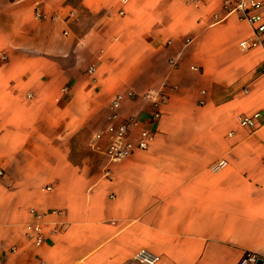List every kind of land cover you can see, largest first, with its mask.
<instances>
[{"label": "crops", "instance_id": "1", "mask_svg": "<svg viewBox=\"0 0 264 264\" xmlns=\"http://www.w3.org/2000/svg\"><path fill=\"white\" fill-rule=\"evenodd\" d=\"M252 35L224 0H0L1 264H143L142 248L156 264H264V46L240 45ZM129 91L121 115L155 137L113 161L91 141ZM147 92L166 95L157 120ZM257 111V128L240 123ZM53 208L59 230L47 223L38 246L26 225Z\"/></svg>", "mask_w": 264, "mask_h": 264}, {"label": "built area", "instance_id": "2", "mask_svg": "<svg viewBox=\"0 0 264 264\" xmlns=\"http://www.w3.org/2000/svg\"><path fill=\"white\" fill-rule=\"evenodd\" d=\"M127 3L129 0H122ZM228 13L239 12L241 17L248 20L253 27V35L245 38L240 42L243 49L247 50L256 46H264V0H224ZM124 9L120 10V14H124ZM5 58V55L1 56ZM97 71L95 63L88 67V72L93 74ZM245 92H249V88H245ZM133 91L127 93L118 92L108 104L109 113L107 123L92 138L91 145L96 150L104 152L111 160L119 161L134 153L138 149H148L155 137V132L151 128L145 126L137 116L124 118L121 115L120 108L127 96L132 95ZM147 97L152 98L154 103L153 118L157 120L161 117L162 106L166 101L164 93L147 92ZM262 114L260 111L250 115H239V121L243 126L257 128L260 123ZM227 162L226 159L221 160L215 168L222 166ZM52 186H46L51 189ZM35 220L28 222L26 225V235L40 246L47 238L46 225L49 222L55 224L54 231L59 230L60 217L64 210L61 208H53L50 211L43 212L34 210ZM52 215L54 219L51 221L48 216ZM134 259L143 264H156L160 261L161 256L147 248L140 249L134 256ZM257 256L252 252H247L240 259L238 264H248L256 261ZM45 263V262H43ZM1 264V262H0Z\"/></svg>", "mask_w": 264, "mask_h": 264}, {"label": "water", "instance_id": "3", "mask_svg": "<svg viewBox=\"0 0 264 264\" xmlns=\"http://www.w3.org/2000/svg\"><path fill=\"white\" fill-rule=\"evenodd\" d=\"M258 263H261L262 264L263 263V259H261V258L258 259Z\"/></svg>", "mask_w": 264, "mask_h": 264}]
</instances>
